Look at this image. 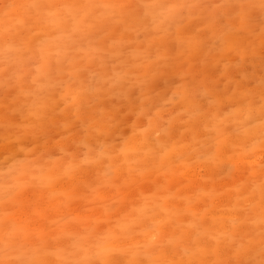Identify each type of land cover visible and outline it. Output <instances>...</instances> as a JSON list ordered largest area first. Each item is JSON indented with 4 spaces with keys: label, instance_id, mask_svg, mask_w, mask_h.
I'll use <instances>...</instances> for the list:
<instances>
[{
    "label": "rangeland",
    "instance_id": "rangeland-1",
    "mask_svg": "<svg viewBox=\"0 0 264 264\" xmlns=\"http://www.w3.org/2000/svg\"><path fill=\"white\" fill-rule=\"evenodd\" d=\"M30 3L184 7L174 20L149 8L146 19L128 17L127 26L91 38L54 30L15 8L7 50L4 6ZM262 61V0H0V185L6 177L14 184L21 170L32 181L18 190L17 207L25 211L15 219L25 235L7 257L0 190V260L155 258L137 247L148 226L173 239L169 260L259 259ZM245 97L256 101L247 136ZM91 114L102 131L87 123ZM221 124L226 139L218 138ZM157 132L170 142L163 156L154 151ZM97 158L100 164L92 162ZM48 175L53 179L42 184ZM198 232L215 237L211 251L193 249ZM232 233L252 238L250 254H235Z\"/></svg>",
    "mask_w": 264,
    "mask_h": 264
},
{
    "label": "snow or ice",
    "instance_id": "snow-or-ice-1",
    "mask_svg": "<svg viewBox=\"0 0 264 264\" xmlns=\"http://www.w3.org/2000/svg\"><path fill=\"white\" fill-rule=\"evenodd\" d=\"M262 5H264V0H262ZM184 6L182 5H126V4H78V3H58V4H44V3H30L26 5H16V4H6L4 6V20H5V44L7 45V50H11L12 45L8 43V33L11 31V28L8 27L9 21V10L15 8H24L28 14L35 16L36 19L46 26L53 28L54 30L61 31L69 34L70 36L75 37L77 34L84 33L85 38H91L93 34L98 30H105L108 27L114 25H125L128 24V17H132L136 20L146 19L147 13L146 9L149 8H158L165 10L167 14L173 18L177 15V9H180ZM127 10V11H126ZM47 13V15H45ZM49 16L51 19H49ZM155 22V21H153ZM171 27V25H169ZM178 27L183 30H189L188 24H180ZM127 31V27H125ZM223 47H230V41L225 40L223 42ZM19 50V49H17ZM264 64V61H262ZM178 71V69H174ZM7 71V69H6ZM130 95H134V92H131ZM177 96H183L184 93L180 89H177ZM259 119H260V141H259V150L261 152V172L264 173V75L261 78V86L259 93ZM186 100L187 96L184 97ZM242 103L245 104L247 108L249 126L244 130V135L247 136L249 129L251 128V120L255 115V104L256 101L254 98L245 97ZM203 107V106H202ZM87 111V107H85ZM39 115V113H37ZM155 119V118H153ZM87 123L92 126L94 125L98 131H102V121L98 119L95 114H91ZM170 132V130H169ZM218 138L226 139L230 133L228 128L224 127L223 124L217 127ZM161 136L160 132H157L158 139L153 141L154 151L163 156L170 149V142L167 140L159 139ZM132 142H129L131 146ZM255 146L251 149L252 154H244L245 158L251 160L253 158ZM110 155H115L118 162V154L111 153ZM93 163L100 164L101 161L97 158L92 161ZM133 174L132 169H129V176ZM143 171L141 170V175ZM111 176V173H108ZM29 173L21 170L18 175L14 177L15 183H8L7 177L5 183L0 185V190L3 191L4 202L6 205L4 216V240H3V252L7 257L11 250L14 249V244L16 241L20 240L25 235V229L21 226H18L16 223V216L18 213L25 211L24 207L21 205L17 207L18 204H21L19 197V189L28 187L32 181L27 179ZM35 179V177H33ZM53 179L51 175L47 177H41L40 182L43 184L45 182H50ZM259 224H260V241H259V259H235V260H215V261H204V260H169L167 257L171 251V245L173 244V239L166 236L161 230L157 229L154 226L145 227L141 235L143 236V242L138 244L137 247L143 249L146 254H150L155 258L149 259H138L133 261H128L127 264H264V179L261 180L259 185ZM11 204L12 207H7ZM143 220L144 217L138 218ZM122 230L130 233L131 227L129 225H122ZM215 237L209 235L207 239L201 237V234L198 232L195 236L191 238V244L193 249L197 253H206L211 251L212 245L210 244L211 240H214ZM230 242L232 249L235 254L239 256L241 253L248 252L250 254L252 248V238L245 240L243 237H230ZM121 251H124L121 249ZM188 249H185L187 252ZM111 252V250H109ZM0 264H49L48 261L41 259H3L0 260ZM59 264H84L83 261H64L59 262ZM103 264H122V262L110 259L105 260Z\"/></svg>",
    "mask_w": 264,
    "mask_h": 264
},
{
    "label": "bare ground",
    "instance_id": "bare-ground-1",
    "mask_svg": "<svg viewBox=\"0 0 264 264\" xmlns=\"http://www.w3.org/2000/svg\"><path fill=\"white\" fill-rule=\"evenodd\" d=\"M224 150V149H223ZM221 152H222V150H220ZM224 152H225V150H224ZM244 157V156H243ZM239 159V158H238ZM258 206V205H257ZM256 209V208H255ZM257 210V209H256ZM236 211V210H235ZM235 213V212H234ZM233 213V214H234ZM231 214H232V211H231ZM236 215H237V213H235ZM233 216H235V215H233ZM235 217H237V216H235ZM244 228H246V227H243L242 228V230L244 229ZM242 230H239V232L241 231L242 232ZM238 232V231H237ZM236 233V232H235ZM233 234V236H234V233H232ZM199 258V257H198ZM203 258V257H202ZM182 260H184L183 258H182ZM200 260H202V259H200ZM204 260V259H203Z\"/></svg>",
    "mask_w": 264,
    "mask_h": 264
}]
</instances>
